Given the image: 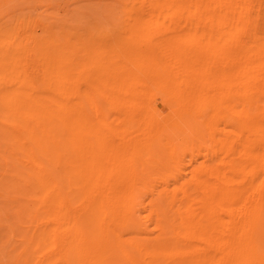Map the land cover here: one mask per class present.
<instances>
[{
	"label": "bare ground",
	"instance_id": "1",
	"mask_svg": "<svg viewBox=\"0 0 264 264\" xmlns=\"http://www.w3.org/2000/svg\"><path fill=\"white\" fill-rule=\"evenodd\" d=\"M240 1L0 24V264H264V11Z\"/></svg>",
	"mask_w": 264,
	"mask_h": 264
},
{
	"label": "rangeland",
	"instance_id": "2",
	"mask_svg": "<svg viewBox=\"0 0 264 264\" xmlns=\"http://www.w3.org/2000/svg\"><path fill=\"white\" fill-rule=\"evenodd\" d=\"M142 1L127 0V9ZM249 2L256 14L264 11V0H241L239 7L244 10L251 8ZM123 6L124 3L120 4L118 0H0V24L11 26L20 21L27 26L34 24L37 36H42L47 30L58 36L71 34L79 37L87 35L90 30L114 27L125 8ZM126 23L127 20L123 24ZM233 25L242 24L237 22ZM260 27L259 34H263L264 24Z\"/></svg>",
	"mask_w": 264,
	"mask_h": 264
}]
</instances>
